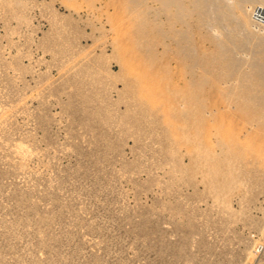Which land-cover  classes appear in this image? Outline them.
<instances>
[{
	"label": "rangeland",
	"instance_id": "rangeland-1",
	"mask_svg": "<svg viewBox=\"0 0 264 264\" xmlns=\"http://www.w3.org/2000/svg\"><path fill=\"white\" fill-rule=\"evenodd\" d=\"M183 6L0 0V264H264V0Z\"/></svg>",
	"mask_w": 264,
	"mask_h": 264
},
{
	"label": "bare ground",
	"instance_id": "bare-ground-1",
	"mask_svg": "<svg viewBox=\"0 0 264 264\" xmlns=\"http://www.w3.org/2000/svg\"><path fill=\"white\" fill-rule=\"evenodd\" d=\"M158 1V3H159V6H160V10H161V12L159 13L160 14V17H162L163 16V12H165V15H166V18L168 19V31H167V33L171 36V38L174 40V39H177V40H189L190 38H189V36H190V31H186V30H188V29H183V31H178V29L177 30H175L174 28H173V26H172V23L174 24V22H175V20L177 19V18H179L180 16L178 15V13L177 12H179V13H181V15H183V12L185 11L184 10V6H183V1L184 0H157ZM253 0H244V2H252ZM255 1V0H254ZM224 2V1H223ZM243 5H244V3H243ZM176 8V12L173 14V12H171V9L172 8ZM244 8H243V10L244 11H242L244 14L246 13V6H243ZM264 8V7H263ZM263 8H261V7H259V6H257V7H255V9H254V12L252 13V21L256 24V23H258V22H263V24H264V9ZM242 10V9H241ZM247 10H248V8H247ZM242 13V14H243ZM156 14H158V12L156 13ZM162 15V16H161ZM157 16V15H156ZM140 17V16H139ZM137 18V17H136ZM157 18H158V16H157ZM250 18V19H251ZM136 20V19H135ZM139 20H140V18H139ZM142 20V19H141ZM137 21V20H136ZM180 21H183V20H180ZM251 21V22H252ZM134 24H135V22H133ZM139 23V25H141L143 22L142 21H139L138 22ZM161 20L159 19L158 20V22L156 23V25L155 26H153V28H154V30H155V32H156V35L158 36V40H157V42L156 43H158V44H160L161 46L163 45H165V44H163V38H164V36H165V32L161 29ZM180 23H182V22H180ZM184 24V23H183ZM259 24V23H258ZM136 25V24H135ZM185 25V24H184ZM187 26V25H186ZM264 28V27H263ZM136 29H137V27H136ZM263 31V30H262ZM204 39V38H203ZM207 40H208V42L210 43V45L212 46V48H214L213 50V52H212V54H211V56H207L206 54H201V59H210V57H211V59H216V61H218L219 62V64L221 65V66H223V67H225V65H226V61L217 53V47L219 46V44L217 43V42H215L213 39H211V38H206ZM134 40H136V39H134ZM205 40V39H204ZM206 40V41H207ZM152 41V40H151ZM129 42H131V43H133L134 44V41H132V40H129ZM136 42V41H135ZM136 43H139V42H136ZM262 44V43H261ZM136 45V44H135ZM140 46V45H139ZM262 48V47H261ZM165 49V48H164ZM178 53H180V52H178ZM196 57V56H195ZM213 57V58H212ZM198 58H199V56H198ZM185 58L183 57L182 59L180 58V60H184ZM187 59H188V61L189 60H192L193 61V58L191 57V56H187ZM195 59V58H194ZM197 59V58H196ZM195 59V60H196ZM200 59V58H199ZM192 61H190V62H192ZM204 61V60H203ZM264 63H262V65H263ZM255 65V64H254ZM262 65H261V67H262ZM264 66V65H263ZM264 68V67H263ZM259 69H260V67H259ZM260 71H262V70H260ZM260 71H259V74H260ZM263 73H262V76H264V69H263V71H262ZM192 85H193V83H190L189 84V86L190 87H188L187 86V88H186V86H185V90L187 89L188 90V88H191L192 87ZM263 85H264V83H263ZM264 87V86H263ZM262 87V88H263ZM184 90V91H185ZM178 91V90H177ZM186 92V91H185ZM190 93V92H189ZM184 95H185V93H184ZM187 97H188V99L189 100H193L194 99V96L192 95V93H190V95L188 96L187 95ZM188 100V101H189ZM235 102L236 103H240V104H245V105H247V106H250V107H252V108H259L260 110L261 109H263L262 107H257V106H264V100L262 101V99H260L259 98V100H258V98H256V96L255 95H253V94H250V93H248V94H246V95H244V96H241V97H239V98H237V99H235ZM186 107V106H185ZM180 112V111H179ZM184 113H186V112H184ZM258 113V110H256L255 112H254V114H257ZM185 115V114H184Z\"/></svg>",
	"mask_w": 264,
	"mask_h": 264
}]
</instances>
